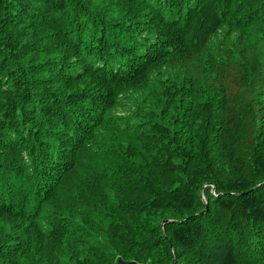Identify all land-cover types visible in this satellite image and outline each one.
I'll use <instances>...</instances> for the list:
<instances>
[{"label": "trees", "instance_id": "16d2710c", "mask_svg": "<svg viewBox=\"0 0 264 264\" xmlns=\"http://www.w3.org/2000/svg\"><path fill=\"white\" fill-rule=\"evenodd\" d=\"M119 261L264 264V0H0V264Z\"/></svg>", "mask_w": 264, "mask_h": 264}, {"label": "water", "instance_id": "95a60500", "mask_svg": "<svg viewBox=\"0 0 264 264\" xmlns=\"http://www.w3.org/2000/svg\"><path fill=\"white\" fill-rule=\"evenodd\" d=\"M117 264H135V263H130V262H122V261H119Z\"/></svg>", "mask_w": 264, "mask_h": 264}, {"label": "rangeland", "instance_id": "374dc122", "mask_svg": "<svg viewBox=\"0 0 264 264\" xmlns=\"http://www.w3.org/2000/svg\"><path fill=\"white\" fill-rule=\"evenodd\" d=\"M249 135V134H248ZM181 173H184V168H182V171H181ZM202 213H205V211H203Z\"/></svg>", "mask_w": 264, "mask_h": 264}, {"label": "clouds", "instance_id": "9594fccd", "mask_svg": "<svg viewBox=\"0 0 264 264\" xmlns=\"http://www.w3.org/2000/svg\"><path fill=\"white\" fill-rule=\"evenodd\" d=\"M214 192V191H213Z\"/></svg>", "mask_w": 264, "mask_h": 264}]
</instances>
